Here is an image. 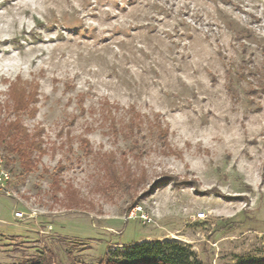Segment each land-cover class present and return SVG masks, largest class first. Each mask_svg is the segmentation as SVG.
Wrapping results in <instances>:
<instances>
[{
    "label": "rangeland",
    "instance_id": "374dc122",
    "mask_svg": "<svg viewBox=\"0 0 264 264\" xmlns=\"http://www.w3.org/2000/svg\"><path fill=\"white\" fill-rule=\"evenodd\" d=\"M263 80L264 0H0V133L43 150L24 172L0 137V264L157 240L264 264Z\"/></svg>",
    "mask_w": 264,
    "mask_h": 264
},
{
    "label": "trees",
    "instance_id": "16d2710c",
    "mask_svg": "<svg viewBox=\"0 0 264 264\" xmlns=\"http://www.w3.org/2000/svg\"><path fill=\"white\" fill-rule=\"evenodd\" d=\"M241 75L248 69H241ZM246 70V71H245ZM237 74L239 71H236ZM251 73V71H249ZM248 73V72H246ZM259 90L264 91V80L258 83ZM232 89L230 88V91ZM14 100V110H29L31 116L36 112V108L31 104L37 101L36 92H27L25 88H12ZM253 92V91H252ZM0 137L4 138L5 133L11 132L12 137L7 141L8 151L14 153L20 161L22 171L30 172L34 167L32 159L33 151L43 153L42 143L39 139L30 136L19 121L9 122L3 129ZM166 132L163 131L162 138ZM170 178V177H168ZM181 183V182H179ZM178 183V184H179ZM22 264H201L194 251L189 247L176 242L143 241L130 246L118 254L103 256L97 263H84L74 258L68 257L65 261L57 260L52 262L50 258L37 256L27 260Z\"/></svg>",
    "mask_w": 264,
    "mask_h": 264
},
{
    "label": "built area",
    "instance_id": "2783aa9c",
    "mask_svg": "<svg viewBox=\"0 0 264 264\" xmlns=\"http://www.w3.org/2000/svg\"><path fill=\"white\" fill-rule=\"evenodd\" d=\"M12 181V175L10 172V169L7 167L6 162H5V158L3 156V154L0 152V195H7L9 196V185ZM137 209V208H136ZM135 209H133L130 212L129 217H133L135 216ZM16 217L20 216V214L16 213L15 214ZM204 214L203 213H198L197 217L201 218L203 217ZM141 218L144 220H147V216L141 214Z\"/></svg>",
    "mask_w": 264,
    "mask_h": 264
}]
</instances>
